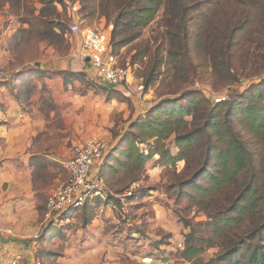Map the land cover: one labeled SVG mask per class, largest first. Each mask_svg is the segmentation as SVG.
<instances>
[{
	"label": "rangeland",
	"instance_id": "1",
	"mask_svg": "<svg viewBox=\"0 0 264 264\" xmlns=\"http://www.w3.org/2000/svg\"><path fill=\"white\" fill-rule=\"evenodd\" d=\"M148 1L0 0V82L24 79L40 120L13 149L0 143V240L13 242L17 264H233L230 247L244 245L234 259L264 247V0H151L154 18L136 27L128 16ZM74 4L85 26L109 32L141 92L78 69ZM188 135L181 155L176 139ZM232 136L250 162L218 190L214 150ZM91 140L108 147L87 176L103 198L47 218L64 163ZM247 186L255 215L215 227L209 217L231 216ZM191 239L202 253L189 259Z\"/></svg>",
	"mask_w": 264,
	"mask_h": 264
},
{
	"label": "built area",
	"instance_id": "2",
	"mask_svg": "<svg viewBox=\"0 0 264 264\" xmlns=\"http://www.w3.org/2000/svg\"><path fill=\"white\" fill-rule=\"evenodd\" d=\"M69 11L71 22L68 25V33L80 36L77 57L81 63L92 68L97 77L111 88L123 87L128 91L133 88L141 92L143 86L137 83L134 73L130 68L120 66L113 54L109 32H103L98 27L85 26L78 14V4L71 5ZM222 101L225 99H215L216 103ZM107 152V145L99 140H91L71 151L69 159L64 163L67 180L59 183L50 195L47 218L69 210L81 209L87 204L89 197L103 198L100 185L88 184L87 176L89 169L103 161ZM149 260L145 259L144 263ZM17 261L18 259H15L10 264H17Z\"/></svg>",
	"mask_w": 264,
	"mask_h": 264
},
{
	"label": "trees",
	"instance_id": "3",
	"mask_svg": "<svg viewBox=\"0 0 264 264\" xmlns=\"http://www.w3.org/2000/svg\"><path fill=\"white\" fill-rule=\"evenodd\" d=\"M148 3V7L146 6L135 9L132 12V15L129 14L128 18H134L132 20L134 21V25L136 27H145L154 18L156 8L154 7V5H152L151 0H149ZM114 26H118V23L115 22ZM255 111V108L251 109L249 118L254 119V123L258 126H263V122L260 120V118L254 115ZM180 116H191V114L189 112H185L183 108H180ZM214 124L215 123L210 124L211 130L215 128ZM231 138L232 143H229L230 145L226 147V149L214 150L215 175H210L209 178L212 182V187L217 188L218 190H222L231 182H235L236 177H238V175L247 168L250 162V155L243 148L241 143H239L234 136H232ZM176 140L180 149L179 154L182 155V150L184 152V149L186 148L185 145L189 146L191 135L179 136ZM212 150L213 148L211 147L210 149H208V151H206V162L209 160ZM140 159V161H144L145 159H147V156L143 157L144 160L142 158ZM201 174L202 176H205L203 171L201 172ZM252 194H254L253 188L247 186L246 193L243 192L239 199L230 205L229 208L232 211L231 216L225 218L209 217V219H212L215 222V227L223 225L224 228H227L228 225L236 222V220H242L246 216L253 217L258 207L259 200L257 201V199L251 196ZM185 226L190 227L188 222H185ZM251 236L254 237L255 235L253 234ZM191 238H193V235H191ZM189 242H191V244L188 247L186 254L190 257L189 259L198 257L202 253V249H198V247L193 245V239H191V241ZM240 246H244L243 243L239 244V246L234 245L226 251V255L234 260L233 264H264V247H255L254 252H252L249 257H244L242 255L241 257L234 259L235 256L239 255L241 252Z\"/></svg>",
	"mask_w": 264,
	"mask_h": 264
},
{
	"label": "crops",
	"instance_id": "4",
	"mask_svg": "<svg viewBox=\"0 0 264 264\" xmlns=\"http://www.w3.org/2000/svg\"><path fill=\"white\" fill-rule=\"evenodd\" d=\"M84 66L79 61L78 69L80 70ZM60 68L59 71L61 72L69 70L68 63L63 62ZM20 80L24 79L19 77L0 82V143L8 149H13L11 145H13L14 139L20 141L23 136L32 135L40 121L36 118L34 109L35 97L33 94L26 93L25 85ZM4 165L9 166L6 163H3V167H5ZM12 245V241L0 240V260L11 259L12 261L15 258L16 251L12 249Z\"/></svg>",
	"mask_w": 264,
	"mask_h": 264
}]
</instances>
